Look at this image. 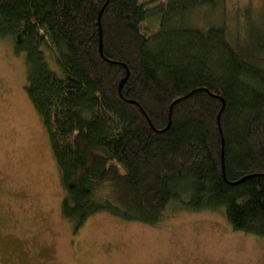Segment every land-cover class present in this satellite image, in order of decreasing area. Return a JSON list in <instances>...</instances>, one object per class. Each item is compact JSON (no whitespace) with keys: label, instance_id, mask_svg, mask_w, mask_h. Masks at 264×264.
Instances as JSON below:
<instances>
[{"label":"trees","instance_id":"1","mask_svg":"<svg viewBox=\"0 0 264 264\" xmlns=\"http://www.w3.org/2000/svg\"><path fill=\"white\" fill-rule=\"evenodd\" d=\"M219 3L0 0L74 232L96 214L154 226L209 211L264 237V37L193 22Z\"/></svg>","mask_w":264,"mask_h":264},{"label":"rangeland","instance_id":"2","mask_svg":"<svg viewBox=\"0 0 264 264\" xmlns=\"http://www.w3.org/2000/svg\"><path fill=\"white\" fill-rule=\"evenodd\" d=\"M216 10L193 22L222 23L232 41L264 37V0H220ZM24 59L0 39V264H264V237L233 231L221 212L174 213L154 226L96 214L74 232L60 215L59 172L26 95Z\"/></svg>","mask_w":264,"mask_h":264},{"label":"water","instance_id":"3","mask_svg":"<svg viewBox=\"0 0 264 264\" xmlns=\"http://www.w3.org/2000/svg\"><path fill=\"white\" fill-rule=\"evenodd\" d=\"M102 11H100L99 13V16H98V25H99V22H100V18L102 16L101 14ZM99 48H100V54H102V48H101V40H100V45H99ZM188 97V96H187ZM181 99H179L180 101ZM179 101H176L175 103H173L169 109V111L171 110L172 106L175 105L176 103H178ZM224 101L222 100V108H221V111L217 117V121H218V127H219V132H220V136H221V143H222V150H221V154H222V158H221V165H222V170H223V175H224V165H223V157H224V154H223V150H224V143H223V133L221 132V128H220V121H219V118L223 112V108H224ZM240 182V181H239Z\"/></svg>","mask_w":264,"mask_h":264}]
</instances>
